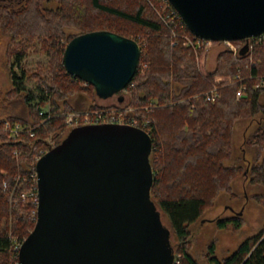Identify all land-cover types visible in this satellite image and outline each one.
Instances as JSON below:
<instances>
[{
    "label": "trees",
    "instance_id": "trees-1",
    "mask_svg": "<svg viewBox=\"0 0 264 264\" xmlns=\"http://www.w3.org/2000/svg\"><path fill=\"white\" fill-rule=\"evenodd\" d=\"M44 2L22 0L16 7L0 3V29L9 37L6 65L13 85L0 96V127L10 120L34 131L33 136L25 133L9 138L0 129V264H19L18 246L35 224L28 202L20 198L29 182L16 177L34 170L36 156L50 148L54 134L68 133V112L115 107L96 104L94 87L68 73L64 66V49L70 39L95 30L133 38L140 46L138 68L143 63L145 67L137 70L126 86L123 104L135 107L139 125L150 119V197L169 221L174 255L179 256V264H199L189 251L188 227L221 191L230 190L231 182L244 170L240 165L225 164L233 153L235 121L264 114V104L259 101L264 91V36L248 51L246 39L233 40L239 53L221 49L209 69V51L218 41L197 51L184 45L180 36L194 34L185 24L178 28L167 22L165 16L173 8L169 1L52 0L50 6ZM173 40L177 43L172 44ZM31 55L42 59L30 63L27 58ZM15 67L40 90L37 107L19 87ZM237 74L244 78L242 82L235 79ZM226 76L234 81L219 82L217 99L206 100L203 93L216 84L217 77ZM241 84L246 86V97L237 99ZM74 94H84L93 102L87 109H76L68 101ZM12 103L18 105L17 110ZM47 103L48 110H41ZM151 105L152 109L145 108ZM29 121L33 126L27 124ZM245 142L258 148V160L248 168L250 181L264 186V127ZM260 195L264 199V193ZM241 224L236 215L216 220V226L224 229L237 230ZM204 257L206 264H264V226L225 257L216 255L211 242Z\"/></svg>",
    "mask_w": 264,
    "mask_h": 264
},
{
    "label": "water",
    "instance_id": "water-1",
    "mask_svg": "<svg viewBox=\"0 0 264 264\" xmlns=\"http://www.w3.org/2000/svg\"><path fill=\"white\" fill-rule=\"evenodd\" d=\"M168 1L195 36L247 41L264 33V0ZM140 52L133 38L95 30L70 39L63 62L107 99L129 84ZM151 147L137 126L71 128L36 161L37 218L19 264H173L170 230L150 197Z\"/></svg>",
    "mask_w": 264,
    "mask_h": 264
},
{
    "label": "rangeland",
    "instance_id": "rangeland-1",
    "mask_svg": "<svg viewBox=\"0 0 264 264\" xmlns=\"http://www.w3.org/2000/svg\"><path fill=\"white\" fill-rule=\"evenodd\" d=\"M21 1L22 0H0V3L16 7ZM45 4L50 6L54 3H52V0H45L44 5ZM8 40L9 37L7 34H4L0 29V96L13 88V85L9 80L6 65V48ZM221 49H223V47L219 44L213 45L210 48L207 61V67L209 69L214 67L216 54ZM40 59H42V57L38 55H31L27 58L30 63H34ZM15 72L18 77L16 81L19 87L30 97L29 103L33 105L34 108L37 107V102L40 98V90L37 85L35 82L21 77V72L17 67H15ZM262 85H264V82ZM121 94L127 97L125 90H122L107 99L95 96V103L100 106H116L119 104L117 96ZM68 101L76 109H87L93 102V99L88 98L84 94H74L69 97ZM259 101L264 104V91L260 94ZM14 103H12V107L17 110L18 105H14ZM6 109L7 108H2L1 110L5 111ZM41 110L47 111L48 103ZM29 123L31 124L32 121H29L27 124ZM30 126L33 125L31 124ZM260 127H264V114L262 112L256 113L252 118L237 119L234 123L232 141L233 153L232 157L225 161V164L240 165L244 170L231 182L230 190L221 191L213 204L205 208L197 221L190 224L188 227L191 235L189 251L199 264H206L204 254L211 242L215 243L216 255L219 258L225 257L232 253L243 240L260 231L264 226V202L262 201L264 199H262L260 195L264 193V186L252 183L250 181V174L248 173V168L258 160V148L255 145H249L245 142L249 135ZM66 132L54 134L49 140V147L57 145L66 136ZM257 196H259V199H257ZM233 215L239 216L242 220L239 229H224L216 226V220L218 218ZM161 217L163 223L170 228L167 217L164 214H161ZM174 244L175 241L173 242L172 240V245Z\"/></svg>",
    "mask_w": 264,
    "mask_h": 264
},
{
    "label": "built area",
    "instance_id": "built-area-1",
    "mask_svg": "<svg viewBox=\"0 0 264 264\" xmlns=\"http://www.w3.org/2000/svg\"><path fill=\"white\" fill-rule=\"evenodd\" d=\"M168 0H165L167 2ZM167 22L173 23V26L181 28L183 24H185L184 20L178 13V11L173 7L166 16ZM173 35H176V32H173ZM264 33L253 36L247 40V51L251 50L253 44L261 41ZM182 38V43L186 46L191 47L193 50L197 51L198 49H206L212 45L211 39L202 38L198 36H190L187 34H182L180 36ZM177 41L173 40L172 44H176ZM218 44L221 45L223 48H227L231 50L235 55L239 53V47L233 42V40H222L218 41ZM139 66V65H138ZM145 67L143 63L140 66V69L137 67V70H142ZM251 77V76H250ZM235 79L242 82L244 78H242L239 74L235 76ZM216 84H214L208 91L204 92V96L206 100L215 101L219 96V82H226L227 84L234 81L233 78L226 76V77H217ZM126 90V88L124 89ZM241 97H246V86L241 84L236 90V98L239 99ZM147 110L152 109V105L145 107ZM39 113H43L39 111ZM137 114L135 112V107L128 106L125 104L116 105L115 107L111 108H104L100 110H92V111H81V112H72L67 113V127L69 129L79 126V125H91V124H99V123H111V124H128L132 126H137L142 128L148 135L151 137V126L150 119H144L140 123L137 121ZM0 129L6 132L9 138H16L20 137L22 134L27 133L29 136H33L34 131L32 127L26 126L18 121H10L5 120L1 125ZM152 139V138H151ZM15 155H18V152H14ZM43 150H40L38 155L36 156L37 160L43 154ZM34 170L28 172V174L21 176L18 175L16 179H25L29 182V186L26 190L21 191L20 198L21 200L28 202L30 206V216L32 220L36 221L37 218V208L39 202V189H38V181H37V172H36V165L33 167ZM6 186L5 182L3 183ZM20 246V245H19ZM18 246V249H19ZM173 264H179V256H174Z\"/></svg>",
    "mask_w": 264,
    "mask_h": 264
},
{
    "label": "flooded vegetation",
    "instance_id": "flooded-vegetation-1",
    "mask_svg": "<svg viewBox=\"0 0 264 264\" xmlns=\"http://www.w3.org/2000/svg\"><path fill=\"white\" fill-rule=\"evenodd\" d=\"M119 95L117 96V101H118Z\"/></svg>",
    "mask_w": 264,
    "mask_h": 264
}]
</instances>
